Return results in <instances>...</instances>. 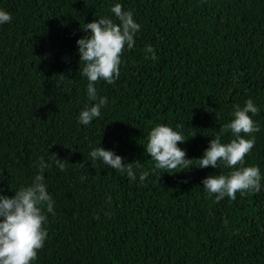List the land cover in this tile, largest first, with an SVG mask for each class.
Returning a JSON list of instances; mask_svg holds the SVG:
<instances>
[{
  "label": "trees",
  "instance_id": "1",
  "mask_svg": "<svg viewBox=\"0 0 264 264\" xmlns=\"http://www.w3.org/2000/svg\"><path fill=\"white\" fill-rule=\"evenodd\" d=\"M117 3L140 31L116 82L95 85L107 105L84 126L79 113L96 101L77 41L99 18L119 24ZM0 10L12 17L0 25V195L30 186L43 158L54 201L32 264H264V0H0ZM249 99L260 130L244 166L259 167L261 191L216 203L202 181L232 169L196 160ZM158 125L183 136L187 169L167 174L145 154ZM99 147L139 161L136 179L92 164Z\"/></svg>",
  "mask_w": 264,
  "mask_h": 264
},
{
  "label": "clouds",
  "instance_id": "2",
  "mask_svg": "<svg viewBox=\"0 0 264 264\" xmlns=\"http://www.w3.org/2000/svg\"><path fill=\"white\" fill-rule=\"evenodd\" d=\"M111 12L119 20V24L114 23L111 18H99L85 25L83 31L90 35L77 41L80 65H83L80 73L87 78L89 100L96 101L94 106L79 113L78 122L84 126L99 118L101 109L107 105V98L98 96L95 85L101 80L108 84L116 82L120 76L121 57L125 47L128 50L134 47V37L141 27L134 21L133 13L124 11L121 4H115ZM11 20L9 13L0 10V25L10 23ZM145 53L146 59H157L151 45L145 49ZM258 112V107L251 99L243 108L235 106L234 119L221 129V135L230 131L234 139L225 144L221 142V135H217L211 139L203 157L196 160L198 168L201 169L218 168L221 164L232 169L228 174L210 175L202 181L203 189L209 196L215 197L216 203L225 197L234 201L237 193L244 196L261 191L262 177L259 167L244 166L246 156L255 145L252 134L260 130L249 113L256 115ZM249 136L250 139L245 138ZM182 143L185 140L179 132L169 126L158 125L148 136L145 154L156 162L157 169L167 174L178 168L187 169L193 160L187 159L186 151L178 147ZM53 156L59 170L64 171L68 162L59 159L55 154ZM90 157L92 164L102 161L111 169L126 172L132 180L136 179L134 165L139 168V161L125 165L121 156L102 147L93 149ZM80 166L83 167L84 164ZM47 167L48 164L41 158L40 174L34 177L30 186L21 187L12 197L0 195V264H32L45 245L48 232L44 224L47 217L42 214V206H46L47 212L55 215L54 201L47 191L43 174ZM147 177L148 173L142 172L139 179L143 182Z\"/></svg>",
  "mask_w": 264,
  "mask_h": 264
}]
</instances>
